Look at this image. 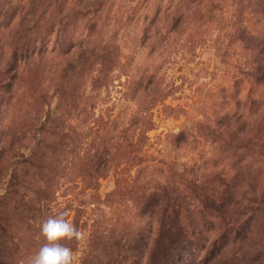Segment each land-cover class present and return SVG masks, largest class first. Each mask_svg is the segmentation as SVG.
<instances>
[{"label":"rangeland","instance_id":"obj_1","mask_svg":"<svg viewBox=\"0 0 264 264\" xmlns=\"http://www.w3.org/2000/svg\"><path fill=\"white\" fill-rule=\"evenodd\" d=\"M60 213L76 264H264V0H0V264Z\"/></svg>","mask_w":264,"mask_h":264},{"label":"clouds","instance_id":"obj_2","mask_svg":"<svg viewBox=\"0 0 264 264\" xmlns=\"http://www.w3.org/2000/svg\"><path fill=\"white\" fill-rule=\"evenodd\" d=\"M66 216L67 213H60L42 223L41 232L47 242L34 254L30 264H76V253L62 241H82L85 233L66 219Z\"/></svg>","mask_w":264,"mask_h":264}]
</instances>
